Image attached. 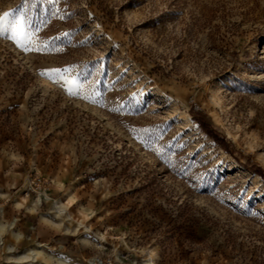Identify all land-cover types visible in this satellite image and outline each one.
I'll list each match as a JSON object with an SVG mask.
<instances>
[{
  "label": "rangeland",
  "instance_id": "obj_1",
  "mask_svg": "<svg viewBox=\"0 0 264 264\" xmlns=\"http://www.w3.org/2000/svg\"><path fill=\"white\" fill-rule=\"evenodd\" d=\"M26 10L44 51L0 35V264H264V0Z\"/></svg>",
  "mask_w": 264,
  "mask_h": 264
},
{
  "label": "snow or ice",
  "instance_id": "obj_2",
  "mask_svg": "<svg viewBox=\"0 0 264 264\" xmlns=\"http://www.w3.org/2000/svg\"><path fill=\"white\" fill-rule=\"evenodd\" d=\"M32 2L33 6H35L36 0H32ZM24 3L25 7L19 9L16 13H13L11 9L0 13V35L9 36V38L15 43V45L21 48L24 52H42L45 50V46L40 44L39 42L33 43L32 41L33 34L35 32H38L40 29L38 27H32V17L26 10L28 0H24ZM47 3L56 4L58 3V0H47ZM52 14L56 15L57 13L53 12ZM60 18L64 19L65 17L61 16ZM67 35H69V33H60V36ZM61 72H67V69H44L41 70V75H47L48 73L60 74ZM70 83V80H64L66 91L70 95H79V92H74L72 87L68 86ZM83 98L88 99V97ZM133 131H135V129H133ZM152 133L153 129L142 128L137 133V139L145 148L151 149L163 162V149L156 146L160 134L156 133L155 135H153Z\"/></svg>",
  "mask_w": 264,
  "mask_h": 264
},
{
  "label": "trees",
  "instance_id": "obj_3",
  "mask_svg": "<svg viewBox=\"0 0 264 264\" xmlns=\"http://www.w3.org/2000/svg\"><path fill=\"white\" fill-rule=\"evenodd\" d=\"M192 118L195 122L199 124V126L209 135H211L213 138H215L217 141H220L221 139L218 138V135L215 133V131L212 129V127L207 123L204 116L198 114V113H192ZM221 142V141H220ZM257 173H260L259 170H254ZM261 174V173H260Z\"/></svg>",
  "mask_w": 264,
  "mask_h": 264
},
{
  "label": "bare ground",
  "instance_id": "obj_4",
  "mask_svg": "<svg viewBox=\"0 0 264 264\" xmlns=\"http://www.w3.org/2000/svg\"><path fill=\"white\" fill-rule=\"evenodd\" d=\"M259 178V177H258ZM37 201H40V197H37V199H36V202ZM54 203H55V201H54ZM32 204H34V203H32ZM4 230H5V227L4 226H2V225H0V235L2 234V232H4ZM39 254H41V250L38 248V246L37 247H33V248H31V249H29L28 250V253L27 254H25L23 257H28V256H30V257H36V256H38ZM21 256V255H20ZM19 256V257H20ZM18 257V258H19ZM155 262H154V258L151 256L149 259H147L146 260V264H154Z\"/></svg>",
  "mask_w": 264,
  "mask_h": 264
}]
</instances>
